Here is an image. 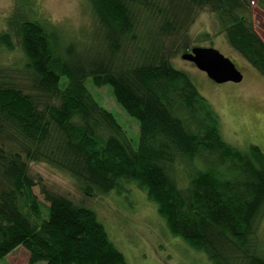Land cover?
Segmentation results:
<instances>
[{
    "label": "trees",
    "instance_id": "obj_1",
    "mask_svg": "<svg viewBox=\"0 0 264 264\" xmlns=\"http://www.w3.org/2000/svg\"><path fill=\"white\" fill-rule=\"evenodd\" d=\"M88 4L98 30L84 41L20 12L0 32V60L16 39L25 59L18 68L0 63V262L23 247L28 264H128L96 212L48 187L32 172L37 163L69 175L89 200L135 183L170 234L212 264H264L257 236L264 152L227 143L218 113L172 64L195 48L189 30L208 10L228 45L264 77V40L254 24L264 0ZM88 78L111 87L139 122L137 147Z\"/></svg>",
    "mask_w": 264,
    "mask_h": 264
},
{
    "label": "rangeland",
    "instance_id": "obj_2",
    "mask_svg": "<svg viewBox=\"0 0 264 264\" xmlns=\"http://www.w3.org/2000/svg\"><path fill=\"white\" fill-rule=\"evenodd\" d=\"M252 6L255 7V4L252 3ZM15 12L50 22L67 39L80 37L84 41L98 30L88 0H0V32L8 30V18ZM254 24L264 40V11L259 8H254ZM204 34L210 37L202 36ZM189 35L192 46L214 48L230 58L243 73L244 80L241 83L217 84L181 56L172 59L173 67L190 76L198 91L218 113L221 133L227 143L242 151L256 145L264 152V77L228 45L215 16L208 10L199 14ZM15 45L14 52L2 54L1 65L15 68L23 65L25 59L17 39ZM86 86L95 99L115 115L134 147H137L140 124L117 103L112 88H99L91 78L86 80ZM31 167L32 172L40 175L48 187L77 202H84L94 210L128 264H212L206 255L170 234L157 206L137 184L131 183V189L122 194L113 191L107 196L89 200L69 175L45 164L33 163ZM178 180L183 187L186 180L181 172H178ZM35 193L43 200L39 187L35 188ZM257 236L264 251V217ZM29 257L28 251L19 247L0 264H28Z\"/></svg>",
    "mask_w": 264,
    "mask_h": 264
},
{
    "label": "water",
    "instance_id": "obj_3",
    "mask_svg": "<svg viewBox=\"0 0 264 264\" xmlns=\"http://www.w3.org/2000/svg\"><path fill=\"white\" fill-rule=\"evenodd\" d=\"M182 59L192 62L217 84L241 83L244 80L236 64L214 48L195 47L184 54Z\"/></svg>",
    "mask_w": 264,
    "mask_h": 264
},
{
    "label": "built area",
    "instance_id": "obj_4",
    "mask_svg": "<svg viewBox=\"0 0 264 264\" xmlns=\"http://www.w3.org/2000/svg\"><path fill=\"white\" fill-rule=\"evenodd\" d=\"M252 3H254V2H252Z\"/></svg>",
    "mask_w": 264,
    "mask_h": 264
}]
</instances>
